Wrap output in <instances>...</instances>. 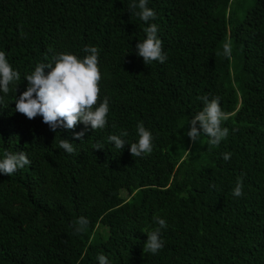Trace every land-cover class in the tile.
<instances>
[{"label": "trees", "instance_id": "16d2710c", "mask_svg": "<svg viewBox=\"0 0 264 264\" xmlns=\"http://www.w3.org/2000/svg\"><path fill=\"white\" fill-rule=\"evenodd\" d=\"M133 2L0 0V51L21 74L7 95L0 91V160L5 151L31 160L0 173V264H99L100 254L109 264H264V0H148L156 18L147 24L128 10ZM151 23L167 60L145 65L136 44ZM85 46L100 53L106 128L52 131L42 116L15 111L26 74L59 53L83 59ZM204 96L219 97L228 115L219 146L186 135ZM141 122L154 148L133 157ZM121 131L122 150L108 140ZM238 179L240 198L232 194ZM81 216L89 223L76 233ZM155 217L168 227L153 255L143 247Z\"/></svg>", "mask_w": 264, "mask_h": 264}, {"label": "clouds", "instance_id": "9594fccd", "mask_svg": "<svg viewBox=\"0 0 264 264\" xmlns=\"http://www.w3.org/2000/svg\"><path fill=\"white\" fill-rule=\"evenodd\" d=\"M148 0L133 2L128 10L134 12L146 24L156 18L155 11L148 7ZM139 11H135L136 9ZM146 39L136 44L137 55L143 58L145 65L154 61L164 63L167 55L163 51V42L158 37V25L151 23L144 29ZM22 38H26L22 36ZM83 59L72 53H59L53 57L52 63H39L35 66L31 74H26V90L15 100V111L24 114L28 119L42 116L43 122L52 131L57 128L73 130L78 123L85 126L91 125L92 130H103L108 126L107 116L110 112L109 98L104 97L102 102L97 105L101 93L99 82L102 74L98 67L99 50L95 46H85ZM232 47L230 43L224 44V53L230 59ZM50 69L46 74L45 69ZM21 81V74L15 70L6 59V53L0 51V91L7 95L12 89L10 85ZM19 84H17L18 86ZM17 90V87H16ZM203 101L204 107L190 121L191 127L186 135L195 143L199 141L201 135L209 137L210 146H219L221 141L227 139L229 129L223 127L224 121L228 119L220 106L219 97L207 96L199 97ZM3 97H0V103ZM198 124V126H197ZM138 142L131 143L130 153L133 157H143L152 153L154 140L152 132L146 129L143 123L137 125ZM84 132L74 133V138L82 140ZM126 131H121L119 135H110L109 142L114 143L118 149H123L127 142L124 137ZM59 147L68 154L75 153L73 143L61 139ZM94 149L103 150L101 144L95 145ZM231 153L222 154L224 161L231 159ZM31 164V160L24 151L13 153L5 151L4 158L0 160V173L7 176L13 175L16 171L23 169ZM233 196L240 198L244 195L242 179H238L233 189ZM159 225L151 231L146 232L147 240L144 243L143 253L153 255L164 247L161 238V230L167 229L168 224L165 219L155 217ZM87 218L81 216L74 222L75 232L80 233L88 225ZM99 264H109L107 257L103 254L98 255Z\"/></svg>", "mask_w": 264, "mask_h": 264}]
</instances>
